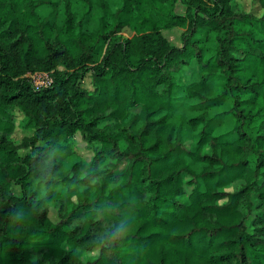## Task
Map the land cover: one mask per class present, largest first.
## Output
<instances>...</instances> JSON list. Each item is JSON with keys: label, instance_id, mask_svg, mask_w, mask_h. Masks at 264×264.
<instances>
[{"label": "trees", "instance_id": "trees-1", "mask_svg": "<svg viewBox=\"0 0 264 264\" xmlns=\"http://www.w3.org/2000/svg\"><path fill=\"white\" fill-rule=\"evenodd\" d=\"M237 1L0 0V264H264V13Z\"/></svg>", "mask_w": 264, "mask_h": 264}, {"label": "rangeland", "instance_id": "rangeland-1", "mask_svg": "<svg viewBox=\"0 0 264 264\" xmlns=\"http://www.w3.org/2000/svg\"><path fill=\"white\" fill-rule=\"evenodd\" d=\"M77 8H80L77 6ZM233 8L234 10H244L246 12H252L255 15H262L264 13V9L261 8L259 0H240L237 2L233 3ZM50 8H46V7H40L39 11L42 15H46L50 12ZM186 10V6L183 3H179L177 5L176 11L178 13H184ZM64 3L61 2L60 4V12L58 14V18L60 21L63 20L64 18ZM95 19H89V22L87 24L89 29H94L96 24H95ZM181 32L182 29L180 28H173V29H169V30H165L164 34L168 37V39L176 44L179 45L181 43L180 40V36H181ZM134 34L133 31H131L129 28H126L122 31V33L120 34V36L122 38H129L132 37V35ZM197 69V66H195V64L190 65V67H187V72L185 73V77L186 79L188 78L189 80H194L196 79V72L195 70ZM178 79H182L181 75L177 76ZM44 75L39 76L36 78V80H44ZM83 86L86 87L89 90H92V79L91 76H87L84 81H83ZM229 105V104H228ZM228 105L221 107L222 109H226L228 107ZM136 111H139V109H136ZM178 113H185V116L187 115H192V111L184 108L182 110H180ZM20 117V116H18ZM234 124V121H229L222 129L224 130H229L232 128ZM32 131L27 130L24 128L23 122H20L19 120H17L16 122V131L14 132V134L12 135V139L17 143H21V141L23 140V138L25 136L31 135ZM72 145L73 148L76 152V155L78 156L79 160H81V162L83 163V168H86L89 164V162L91 161L92 157L94 156V148L92 147L91 144H89L88 142L84 141L82 139V137L77 134L73 139H72ZM191 187H188L187 190L188 192H190ZM227 190L229 191H233L235 190V187H229ZM51 217L53 218V214L51 211Z\"/></svg>", "mask_w": 264, "mask_h": 264}, {"label": "built area", "instance_id": "built-area-1", "mask_svg": "<svg viewBox=\"0 0 264 264\" xmlns=\"http://www.w3.org/2000/svg\"><path fill=\"white\" fill-rule=\"evenodd\" d=\"M44 75V80L40 81V80H36L37 77ZM31 78L34 81V85L37 88L43 87V86H49L52 84L53 79L52 77L49 75V73H45V72H36L34 74H30Z\"/></svg>", "mask_w": 264, "mask_h": 264}, {"label": "clouds", "instance_id": "clouds-1", "mask_svg": "<svg viewBox=\"0 0 264 264\" xmlns=\"http://www.w3.org/2000/svg\"><path fill=\"white\" fill-rule=\"evenodd\" d=\"M118 231H120V230H118Z\"/></svg>", "mask_w": 264, "mask_h": 264}]
</instances>
